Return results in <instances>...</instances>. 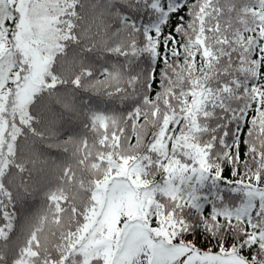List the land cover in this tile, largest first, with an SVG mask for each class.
<instances>
[{"label":"snow or ice","instance_id":"1","mask_svg":"<svg viewBox=\"0 0 264 264\" xmlns=\"http://www.w3.org/2000/svg\"><path fill=\"white\" fill-rule=\"evenodd\" d=\"M0 264H264V0H0Z\"/></svg>","mask_w":264,"mask_h":264}]
</instances>
